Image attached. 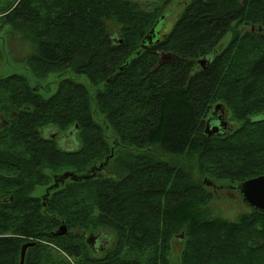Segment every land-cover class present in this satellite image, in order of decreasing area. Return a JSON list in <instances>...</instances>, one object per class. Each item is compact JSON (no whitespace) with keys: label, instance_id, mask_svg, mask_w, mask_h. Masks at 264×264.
<instances>
[{"label":"trees","instance_id":"obj_1","mask_svg":"<svg viewBox=\"0 0 264 264\" xmlns=\"http://www.w3.org/2000/svg\"><path fill=\"white\" fill-rule=\"evenodd\" d=\"M16 1L6 19L30 25V71L58 81L45 96L27 76L0 78V264H19L26 243L35 246L25 264H85L82 233L103 229L115 245L94 264H172L182 232L180 264H264V213L214 216L205 182L264 176V0H190L142 51L166 21L162 7ZM162 52L180 60L155 70ZM218 104L230 128L208 136ZM50 127L73 132L79 148H61L43 133ZM100 164L46 195L54 175H92ZM62 225L68 234L56 236Z\"/></svg>","mask_w":264,"mask_h":264},{"label":"rangeland","instance_id":"obj_2","mask_svg":"<svg viewBox=\"0 0 264 264\" xmlns=\"http://www.w3.org/2000/svg\"><path fill=\"white\" fill-rule=\"evenodd\" d=\"M132 1L139 2L145 9L162 7L164 9V12H170L166 15V21L162 22V26L157 29L156 36L158 38L157 40H159L172 30L184 6L190 0H172L170 2H168L167 0ZM14 5H18L16 0H0V78H5L13 74L27 76L33 85L39 83L40 86H43V89L48 88V90L42 91L45 96H48L52 94L56 89L55 85L58 81V78H56L55 76H57V74L52 73L46 79L40 81L34 78L28 64L29 57L35 49V47L31 45L32 35L30 30L28 29L30 28V25L23 22L9 23V21H7L6 19L7 13L12 10V7H14ZM108 26L112 37L119 40L120 25L115 22H108ZM229 40L230 35H227L223 39L221 44L226 45ZM79 81L85 82L87 84L85 78H81L79 79ZM218 106H220V108H223V105L221 104H218L216 107ZM217 114H221L228 124L229 114H227L226 109L218 110ZM229 128L230 127L228 125L227 131L229 130ZM43 133H46L48 136L55 135V138L53 139H57L58 145L65 150H76L80 146L77 137L73 132L69 131L65 134L59 132L57 128L50 127L47 129L45 128L43 130ZM212 182L217 186L216 188L208 186L209 191L212 193V199L209 206L214 216L231 221H236L242 214L251 212V208H249V206L244 203L241 194L230 187L235 186L236 184H219L214 181ZM221 185H224L225 187H220ZM182 235L183 238L180 237ZM184 237V232H182L181 234L175 235V237L172 239V248L169 255L172 264H180V256L182 252Z\"/></svg>","mask_w":264,"mask_h":264},{"label":"water","instance_id":"obj_3","mask_svg":"<svg viewBox=\"0 0 264 264\" xmlns=\"http://www.w3.org/2000/svg\"><path fill=\"white\" fill-rule=\"evenodd\" d=\"M152 31L154 32V29ZM147 38H150L149 43H151L153 41V36H150V37L148 36ZM147 47L148 46L145 45V43H143L141 51L143 49H147ZM138 53L140 54V51ZM179 60H180V58L175 54L162 52L155 70L159 69L160 67H162L165 64L173 63V62H176ZM207 62H210V60L207 59L206 57L199 60V64L204 69L206 68L205 66H206ZM220 109L223 110L225 108H220V106H218L215 108L214 111L217 112ZM219 117H220L219 125L212 126V124H211L212 117H210L207 120V126L205 129V134H207L208 136H215V135H223L226 132V130H227L226 121L224 120V117L221 114ZM2 122L4 124L7 123V121L4 118H2ZM1 127H3V125ZM53 138H55V136H53L52 139ZM107 162H108V159H107ZM104 168H105V164H100L99 166H95L91 170L92 175L80 176V175H76V174L71 173V172H66L62 175H59L58 177H55L54 184L51 185L49 188H47L46 195L49 196L51 190H53L54 188H58L60 186V184H64L66 182V180H68L69 178H71L74 181L89 180L95 176L96 171L100 172V171L104 170ZM205 182H207L208 186H210V187H213V188L217 187L213 182H211L209 180H206ZM220 187H225V186L221 185ZM230 187L235 189L239 194H241L244 203L247 206H249V208H251L252 210L258 211L260 213H264V176L254 178V179H251V180H248V181H245L243 183L236 184L235 186H230ZM67 234H68L67 226L62 225L59 227V229L55 235L62 237V236H66ZM73 234L77 235L78 231L73 232ZM85 234H86L85 232L82 233L83 236H85ZM180 237L183 238V235ZM34 246H35V243H27V244L23 245V247L21 249V262H20V264H24L26 253H27L28 249L31 247H34Z\"/></svg>","mask_w":264,"mask_h":264},{"label":"flooded vegetation","instance_id":"obj_4","mask_svg":"<svg viewBox=\"0 0 264 264\" xmlns=\"http://www.w3.org/2000/svg\"><path fill=\"white\" fill-rule=\"evenodd\" d=\"M155 35L156 34L153 35V41L151 43H149V39L150 38H146L143 43H145V45H147V46H151L154 42H157L158 38ZM206 58L209 59L210 62H211V57L210 58L206 57ZM210 62H207L206 66ZM198 65L200 67H202L199 64V62H198ZM213 111L211 113V117H212L211 124H212V126L219 125V123H220V117L219 116L220 115H218L217 112H215V111L213 112ZM53 136H55V135H53ZM53 136H51V138ZM58 176L59 175H54L53 176L54 177V182H55V177H58ZM83 238H84V247H83L84 252H83V256H85V258H86L85 259V264L98 263L99 261H101L107 255V253L109 251L112 250V248L115 245L114 235L109 230H104L103 229V230H97L96 232H89V233H86L85 236H83Z\"/></svg>","mask_w":264,"mask_h":264}]
</instances>
